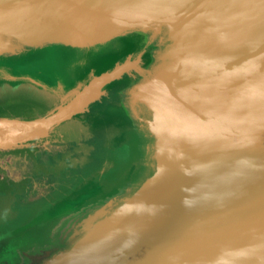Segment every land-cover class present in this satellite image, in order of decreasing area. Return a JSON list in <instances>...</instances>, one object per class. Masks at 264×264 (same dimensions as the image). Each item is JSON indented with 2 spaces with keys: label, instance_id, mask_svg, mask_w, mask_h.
Returning <instances> with one entry per match:
<instances>
[{
  "label": "water",
  "instance_id": "water-1",
  "mask_svg": "<svg viewBox=\"0 0 264 264\" xmlns=\"http://www.w3.org/2000/svg\"><path fill=\"white\" fill-rule=\"evenodd\" d=\"M257 2L0 0V103L40 111L0 117L1 152L74 138L99 104L113 129L136 112L150 141L149 177L65 247L39 245L51 255L38 264H264ZM252 5L260 15L225 41L199 38L218 11ZM128 32L135 38L122 42ZM118 92L128 107L103 109L100 100Z\"/></svg>",
  "mask_w": 264,
  "mask_h": 264
},
{
  "label": "flooded vegetation",
  "instance_id": "flooded-vegetation-1",
  "mask_svg": "<svg viewBox=\"0 0 264 264\" xmlns=\"http://www.w3.org/2000/svg\"><path fill=\"white\" fill-rule=\"evenodd\" d=\"M83 116V130L74 138L54 141L20 156L17 177L0 173V239L25 230L57 203L88 193L93 189L91 177H103L107 159L121 153L119 130L102 123L93 113ZM122 169L119 166L116 170L118 177Z\"/></svg>",
  "mask_w": 264,
  "mask_h": 264
},
{
  "label": "rangeland",
  "instance_id": "rangeland-1",
  "mask_svg": "<svg viewBox=\"0 0 264 264\" xmlns=\"http://www.w3.org/2000/svg\"><path fill=\"white\" fill-rule=\"evenodd\" d=\"M131 38H135V36L129 32L128 34L122 33L121 41L131 40ZM119 92L112 93V97L100 100L103 109L113 107L114 109L125 110L128 107L129 98L125 96V93ZM10 103V101L0 103V116L30 117L28 105H11ZM99 106L100 104L84 113H93L99 117V114L102 113ZM31 113L38 116L40 111L32 108ZM135 115L136 112L131 117L123 115L121 128L115 129L120 131L119 149L121 153L107 159L108 167L103 177L100 176L99 179L91 177L89 182L93 189L83 195H75L72 199L57 203L50 213L32 222L25 230L0 239V264H38L45 260L44 257H48L50 252L42 257L40 255L42 249H36L39 245L44 246L52 243L53 246H56L53 247V250L65 247L74 235L82 230L88 219L101 215L103 211L116 210L128 196V191H134L137 185L149 177L148 168L151 165V154L149 155L146 150L148 151L150 141L146 138V133L138 128L139 123L135 119ZM130 149L132 150L128 153ZM119 166L123 168L121 177H118L116 172ZM98 183L102 185L99 186ZM55 232H59L61 235L53 239L51 233ZM39 235L45 237L47 242L44 241L43 244H40ZM24 237L34 238L35 241L31 239L29 243L24 244V241H19Z\"/></svg>",
  "mask_w": 264,
  "mask_h": 264
},
{
  "label": "bare ground",
  "instance_id": "bare-ground-1",
  "mask_svg": "<svg viewBox=\"0 0 264 264\" xmlns=\"http://www.w3.org/2000/svg\"><path fill=\"white\" fill-rule=\"evenodd\" d=\"M250 1L253 2V0ZM256 1H258L257 3L259 6V11L264 14V0ZM181 4L180 7H182ZM218 9L219 8L217 7L215 10ZM229 11H231V13ZM195 12L199 13V10H195ZM257 13L259 14L255 5H252L251 11H240V7L234 10L218 11V13H216L217 16L212 18L214 23L203 27L199 38L202 40L213 41L217 44L221 43L223 40L225 41V39L240 31L239 28L243 29L248 23L251 22V20H253Z\"/></svg>",
  "mask_w": 264,
  "mask_h": 264
},
{
  "label": "crops",
  "instance_id": "crops-1",
  "mask_svg": "<svg viewBox=\"0 0 264 264\" xmlns=\"http://www.w3.org/2000/svg\"><path fill=\"white\" fill-rule=\"evenodd\" d=\"M30 117L27 118H34L36 115L32 112V108H28ZM28 114V113H27ZM27 116V115H26ZM4 117V116H0ZM11 117H18V116H11ZM37 149H22V150H15V151H7V152H1L0 151V173L4 172L7 173L10 176L17 177L19 174V157L23 156L25 154H28L30 152H33ZM19 154V155H18Z\"/></svg>",
  "mask_w": 264,
  "mask_h": 264
}]
</instances>
